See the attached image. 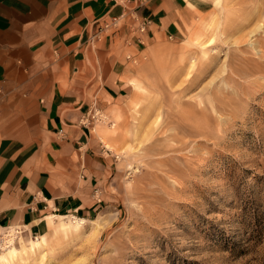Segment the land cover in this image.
Instances as JSON below:
<instances>
[{"label":"rangeland","instance_id":"rangeland-1","mask_svg":"<svg viewBox=\"0 0 264 264\" xmlns=\"http://www.w3.org/2000/svg\"><path fill=\"white\" fill-rule=\"evenodd\" d=\"M207 1L182 39L151 44L133 66L137 82L108 128L118 143L108 210L91 221L56 217L0 255L15 249L12 264H264V0Z\"/></svg>","mask_w":264,"mask_h":264},{"label":"crops","instance_id":"crops-1","mask_svg":"<svg viewBox=\"0 0 264 264\" xmlns=\"http://www.w3.org/2000/svg\"><path fill=\"white\" fill-rule=\"evenodd\" d=\"M207 4L0 0L2 233L15 226L32 234L56 217L91 221L108 210L118 143L107 125L131 96L133 66L151 44L182 39ZM111 17L116 27L103 29ZM94 108L111 121L83 125Z\"/></svg>","mask_w":264,"mask_h":264},{"label":"bare ground","instance_id":"bare-ground-1","mask_svg":"<svg viewBox=\"0 0 264 264\" xmlns=\"http://www.w3.org/2000/svg\"><path fill=\"white\" fill-rule=\"evenodd\" d=\"M260 28H262V26L261 27L259 26L258 29H260ZM212 45H213V42L211 43L209 41V43H207V45H206V48H209ZM205 57L207 58L208 56H205ZM97 123L107 124L108 120L102 116V118ZM114 126H115V124L112 122L111 127H114ZM112 145H113V142H112ZM107 147L110 148L109 146H107ZM74 224H77V223L75 222ZM1 235H3V240H2V245H0V246L2 247V250H4V247H7L10 244H12L15 239L17 240L20 237L24 236V232L21 231L20 233H18V232H15V227H9V230L6 231L4 229V232ZM4 253H1V255H0V264H12L14 262V259L17 258L16 257L17 252L15 249L7 251L6 253L9 254L8 256H6V253L5 254Z\"/></svg>","mask_w":264,"mask_h":264},{"label":"built area","instance_id":"built-area-1","mask_svg":"<svg viewBox=\"0 0 264 264\" xmlns=\"http://www.w3.org/2000/svg\"><path fill=\"white\" fill-rule=\"evenodd\" d=\"M118 23V18L117 17H111V19H109L108 21H105L103 23V26L102 28L105 29V30H108L110 28H113V27H116ZM96 35L92 36L90 39H89V42L92 43L94 42L96 39H94ZM170 39H172V37H170ZM103 116V113L101 110L97 109V108H94L86 117H82L81 119V123L83 125L85 124H94V123H97ZM15 227V226H14ZM6 231L9 230V227H6L5 228ZM24 232L23 230H21L19 227H15V232ZM2 240H3V235L0 236V245H2ZM2 250V247L0 246V251Z\"/></svg>","mask_w":264,"mask_h":264}]
</instances>
